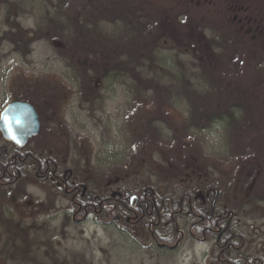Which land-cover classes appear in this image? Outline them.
<instances>
[{
  "label": "rangeland",
  "instance_id": "rangeland-1",
  "mask_svg": "<svg viewBox=\"0 0 264 264\" xmlns=\"http://www.w3.org/2000/svg\"><path fill=\"white\" fill-rule=\"evenodd\" d=\"M3 1L0 110L28 95L22 77L60 81L74 93L58 121L44 111L38 140L73 181L93 195L177 197L206 175L221 191L216 210L228 211L241 237L233 255L261 256L264 33L257 38L245 21L264 18V0ZM111 57L132 59L134 73H98ZM26 176L0 188V264H219L207 256L213 240L191 236L185 211L180 241L164 249L111 205L106 216H74L68 198Z\"/></svg>",
  "mask_w": 264,
  "mask_h": 264
},
{
  "label": "trees",
  "instance_id": "trees-1",
  "mask_svg": "<svg viewBox=\"0 0 264 264\" xmlns=\"http://www.w3.org/2000/svg\"><path fill=\"white\" fill-rule=\"evenodd\" d=\"M249 26H251L257 38H261L260 36L263 35L260 32L262 29V26L258 25L257 23L252 24L250 22H249ZM259 27H261L260 31L259 29H257ZM108 59H109V62H108L109 65L107 67L103 66L102 68H99L102 70H99L98 73L107 71L108 68L111 70L110 73L114 72L115 70H119V71L125 70L126 72L134 73L133 68L130 67L131 66L130 63H133L131 58H130L131 60L129 59L130 62L121 60L119 59V57H111ZM107 73H109V71ZM86 74H87V71H86ZM84 76H86V81L88 82L89 75L87 74ZM136 79L137 81H145L144 76L141 75L140 73L137 74ZM19 84L21 85L25 84L26 86H28V88H30L28 95L24 99L31 102L36 107L41 117H42V114H44V111L46 112L48 109H51V113L55 112V109L57 111L59 104L74 93L72 89H69V87H66L60 81L49 79V78H44V77H41V78L40 77L39 78L22 77L20 79ZM96 86L97 85L95 84V85H92L91 87L95 90ZM158 86H159V83L154 88V90H156L155 94L161 93V91H159ZM149 89H153V88L150 87ZM163 91L165 90L163 89L162 93ZM160 97H165V96L161 95ZM160 97L157 96L158 100H156L157 103L155 106L158 108V110L163 109L162 108L163 103L160 100ZM219 119L221 121H224L222 117ZM184 138H185V131H181V133L175 134V137H174L175 141L178 144H182L181 141H183ZM47 151L50 152V147L49 148L47 147ZM36 153L41 154V151L37 150ZM50 153H51V156L46 154L45 156H42V158H44L45 160H47L48 158V159H51L53 162H57L58 160L54 157L55 154L53 152H50ZM19 169H20V166L18 164V160L15 159L12 179H16L17 177L22 176V174L18 172ZM50 169L52 170L53 166H50ZM48 176H51V174L49 173ZM191 179H194V181L186 184L185 186L186 189H184L182 194L177 197L173 195H168V194L160 195L158 192H153L151 196L149 192H144V191L141 192L140 193L141 199H144V196L146 194L147 196L146 204L148 206L147 208H145V206L143 205L142 212H140L139 207L130 208L127 205V203L119 205V202L111 196L109 197V202L111 203L112 207H114L113 205H116L117 208H115L114 210L119 214L133 215L136 213L137 218H136V222L132 223L133 226L143 228L150 235V237H152L153 240H157L159 243L173 245L176 243L177 240H179V237H180L177 230L179 229V220L182 217L181 215L183 214V212L189 211L191 215L194 213H200L204 215V212H207L208 210L207 205L202 204V202H199V203L195 202L194 196L197 195L201 191L207 192L209 188H214L218 192V194L221 192L220 189L218 188V184L209 180V178L206 175L203 176V179H200L199 177L197 178L196 176ZM67 186L69 187V183H67ZM186 194H188L190 198H192L191 200L192 207H193L192 210H189L187 208V199L185 196ZM183 197L184 199L183 201H181V198ZM94 204L97 206V201H95ZM156 214L158 218L155 217ZM226 214H228V211L223 209L221 213L220 223H219L221 230H222V237H221L220 243L221 244L226 243V245L223 248V252H222V258L227 260L226 264H243L244 260L242 257H245L247 259L246 264H261V262L262 264H264V254L260 258H255V257L242 256L241 254H235V255L231 254L230 255L228 253L227 248L228 250H232V249L238 250L239 249L241 245V240H240L241 237L240 235H238L237 232H235L231 228L230 226L231 224L227 220ZM153 222L158 223V224L151 225V223ZM213 222H214V219L209 221L204 216V219L197 223V226H196L197 228H193L194 234L200 237H202L203 235L207 237L213 236V232L207 229L209 227L214 229L215 226Z\"/></svg>",
  "mask_w": 264,
  "mask_h": 264
},
{
  "label": "flooded vegetation",
  "instance_id": "flooded-vegetation-1",
  "mask_svg": "<svg viewBox=\"0 0 264 264\" xmlns=\"http://www.w3.org/2000/svg\"><path fill=\"white\" fill-rule=\"evenodd\" d=\"M5 1L0 0V9L3 6ZM231 16V20H241L239 17H236V15ZM248 19V18H245ZM251 20H254L258 25H261L262 22H264V18H261L259 20L257 19H248L245 21L246 24H249ZM262 26V25H261ZM264 26L263 30L261 29V33L263 34L264 32ZM21 92V91H20ZM14 100H20V101H25L30 104L31 102L25 100L23 97L18 98V99H13ZM11 102V101H10ZM62 103V102H61ZM33 105V104H32ZM34 106V105H33ZM35 107V106H34ZM36 109V107H35ZM36 112L39 116V121H40V131L39 134L31 137L28 139L27 143L24 146H17L11 141H7L2 137V134L0 133V138L4 141L5 145H0V188H5L9 187L11 185L16 184L17 182L21 181V179L26 178V174L28 173L30 176L29 178L33 175L35 180L33 181L32 178L30 180L33 181L35 185H39L40 187L44 189H51L53 192V195H63L64 198H68L70 202V209L74 216L77 217H86L90 214H96L95 217H100L103 215H107L109 212V207L111 203L109 202V197L115 198L119 202V205L127 203V205L130 208H136L139 207L140 212L143 211V205L145 208H147V196L145 194L144 199H141L140 194L136 195V198H131L130 196H125V193L123 195H118V196H112V195H105V194H97L93 195L91 194L88 189H87V183L84 180H78L75 182L73 181L72 178L73 173L71 170L67 169L66 167V162L64 160L59 161L58 156L55 154V158L58 160L57 162H53L51 159L45 160L42 158V156H45L46 154L51 156V149L50 152L47 151L46 145H44L43 140H38L41 138L43 135V117L40 116L39 112L36 109ZM54 115V120L56 119L57 121L59 120V109L57 108V111L55 109V112H52ZM44 143V144H42ZM41 151V154H37L36 151ZM41 155V156H40ZM15 159L18 160V164L20 166V169L18 172L22 174L21 177H17L16 179H12V173H13V167L15 164ZM2 162V163H1ZM4 164V165H3ZM50 166H53V169H50ZM27 168H29L27 170ZM24 169H26L24 171ZM49 173L51 176H48ZM84 181V182H83ZM32 183V184H33ZM67 183H69V187L67 186ZM213 195L212 198H208L209 196V190L205 192L206 194L204 195V198L202 197V204L207 205V212H204L203 214L200 213H194L190 214L189 211H185L186 214H188L189 217H191V221L189 224L190 227V234L191 236L194 237V232L193 228H197V223L202 221L204 219V216L211 221L214 219V229L209 227L207 228L209 231L213 232V236H209V239L213 240V244L210 248V251L207 252V256L219 264H226L227 260L222 258V252L223 248L226 245L221 244L220 240L222 237V230L219 225L220 219H221V213L222 211L216 210V198L218 196V192L212 188ZM152 196V193H150ZM187 199V208L189 210H192V198L188 194L185 195ZM184 196V197H185ZM195 196H198L195 195ZM194 196V199H195ZM183 198H181V201H183ZM97 201V206L94 204V202ZM195 202H198L195 199ZM199 203V202H198ZM114 209L117 208L116 205H113ZM184 212V213H185ZM172 213V212H171ZM119 214V213H118ZM120 216L123 217L124 222L126 224H132L136 222L137 215L136 213L133 215H124V214H119ZM156 218H158L157 214L155 215ZM118 221V218H114L111 223ZM109 223V222H108ZM152 224H158V223H151ZM231 226V225H230ZM233 229V227L231 226ZM125 228H122V230ZM153 232V231H152ZM178 233H180V229L177 230ZM198 236V235H196ZM195 236V238H196ZM202 237H207L203 235ZM152 239V237H151ZM153 240V239H152ZM155 243H158L157 240H153ZM180 241H176V243L173 246H169L168 244H158L160 248L164 249H173L177 245V243ZM238 248V247H237ZM228 253L233 255V253L236 251V249L228 250ZM264 254V246L262 248V254ZM261 256H253L255 258H260ZM243 258V264H246L247 259L245 257ZM225 261V262H223ZM262 264V262H261Z\"/></svg>",
  "mask_w": 264,
  "mask_h": 264
},
{
  "label": "water",
  "instance_id": "water-1",
  "mask_svg": "<svg viewBox=\"0 0 264 264\" xmlns=\"http://www.w3.org/2000/svg\"><path fill=\"white\" fill-rule=\"evenodd\" d=\"M40 121L35 107L25 101L14 100L0 110V133L17 146H24L28 139L39 134ZM125 196L136 198L129 192Z\"/></svg>",
  "mask_w": 264,
  "mask_h": 264
}]
</instances>
